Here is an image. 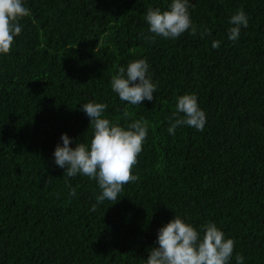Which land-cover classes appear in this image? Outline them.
Segmentation results:
<instances>
[{"label": "trees", "instance_id": "obj_1", "mask_svg": "<svg viewBox=\"0 0 264 264\" xmlns=\"http://www.w3.org/2000/svg\"><path fill=\"white\" fill-rule=\"evenodd\" d=\"M170 3L24 0L22 33L0 54V264H145L174 215L198 230L214 222L235 241L230 264L237 254L264 264V0H190L195 36L147 39V9ZM240 9L249 23L233 42L229 20ZM204 28L211 35L201 38ZM137 59L157 90L130 105L111 78ZM186 93L206 113L204 130L171 135ZM88 101L107 104L104 116L121 126L149 125L133 169L139 180L114 204H97L96 181L68 177L54 162L62 133L72 147L90 142Z\"/></svg>", "mask_w": 264, "mask_h": 264}, {"label": "clouds", "instance_id": "obj_2", "mask_svg": "<svg viewBox=\"0 0 264 264\" xmlns=\"http://www.w3.org/2000/svg\"><path fill=\"white\" fill-rule=\"evenodd\" d=\"M190 0H171L169 6L148 8L145 20L148 31L155 37L177 39L185 32L195 36L197 27L193 24L189 12ZM30 15L24 0H0V54L11 52L16 37L21 35L23 25L20 21ZM228 39L235 42L240 35L241 27H248V17L243 9L230 17ZM143 35V34H142ZM201 38L211 35L204 28ZM219 40L212 41V47L218 48ZM149 64L146 59L130 61L127 67H119L111 78V89L118 98L130 105L152 101L157 85L148 75ZM108 105L88 101L81 105L82 111L90 118L93 135L89 143L78 142L70 146L71 137L61 134L62 145L57 144L54 150L55 164L64 169L68 177L86 176L96 181L100 194L96 196L97 204L105 200L114 204L124 191V186L139 180L133 174L143 145L148 137L149 125L145 120H133L127 126H121L119 120L113 122L104 116ZM123 117L129 118L127 108ZM206 124V113L202 110L195 94H183L177 97L175 111L169 118L168 133L175 135L181 126H189L203 131ZM70 196L76 195V188H71ZM97 204L92 205L95 211ZM157 246L148 248L145 264H230L235 249V241L226 238L224 232L214 222L201 226L200 230L187 223L179 215H174L158 229ZM236 264H243L244 257L236 255Z\"/></svg>", "mask_w": 264, "mask_h": 264}]
</instances>
